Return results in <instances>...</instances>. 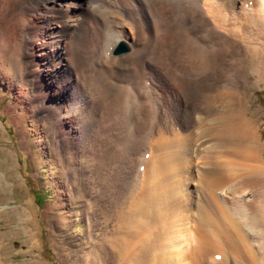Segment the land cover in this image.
Here are the masks:
<instances>
[{
  "label": "bare ground",
  "instance_id": "bare-ground-1",
  "mask_svg": "<svg viewBox=\"0 0 264 264\" xmlns=\"http://www.w3.org/2000/svg\"><path fill=\"white\" fill-rule=\"evenodd\" d=\"M249 62L264 87V0H0L12 119L56 169L55 213L105 220L112 264H264Z\"/></svg>",
  "mask_w": 264,
  "mask_h": 264
},
{
  "label": "rangeland",
  "instance_id": "rangeland-1",
  "mask_svg": "<svg viewBox=\"0 0 264 264\" xmlns=\"http://www.w3.org/2000/svg\"><path fill=\"white\" fill-rule=\"evenodd\" d=\"M250 63L246 65V71L251 89L241 87L240 90L248 107L247 116L253 119L260 117L258 123L262 127L264 87L250 74L253 70ZM11 77L10 73L0 74V264H112L104 219L89 229L91 217L86 215L82 204L77 205L81 210L71 209L66 217L55 213L53 205L57 195L49 177L56 169L48 168L44 154L39 157L32 154L31 159L27 154L28 144L22 140L21 134L26 133L29 125L23 120V132H18L12 119L16 112L13 105L18 98ZM260 136L264 142V129ZM81 186L86 193V185L82 183ZM27 201L31 202L34 218L32 222L24 223L21 219L26 215L20 210H24ZM166 209L163 206L148 211V226L143 228L152 230L163 225L164 220L168 221V215H164V220L161 218ZM51 224L57 226L59 233L52 232ZM121 252L116 257H122Z\"/></svg>",
  "mask_w": 264,
  "mask_h": 264
},
{
  "label": "water",
  "instance_id": "water-1",
  "mask_svg": "<svg viewBox=\"0 0 264 264\" xmlns=\"http://www.w3.org/2000/svg\"><path fill=\"white\" fill-rule=\"evenodd\" d=\"M119 51H122V47L121 46L116 50V52H119Z\"/></svg>",
  "mask_w": 264,
  "mask_h": 264
}]
</instances>
